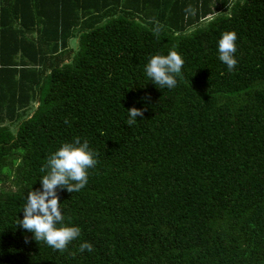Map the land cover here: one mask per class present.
Segmentation results:
<instances>
[{
	"label": "trees",
	"instance_id": "1",
	"mask_svg": "<svg viewBox=\"0 0 264 264\" xmlns=\"http://www.w3.org/2000/svg\"><path fill=\"white\" fill-rule=\"evenodd\" d=\"M170 51L160 88L145 66ZM77 137L98 163L57 189L81 229L61 253L17 222ZM0 264H264V0H0Z\"/></svg>",
	"mask_w": 264,
	"mask_h": 264
},
{
	"label": "clouds",
	"instance_id": "2",
	"mask_svg": "<svg viewBox=\"0 0 264 264\" xmlns=\"http://www.w3.org/2000/svg\"><path fill=\"white\" fill-rule=\"evenodd\" d=\"M188 14H195V9L189 5L185 9ZM157 33L159 28H157ZM237 34L225 32L218 42L219 59L227 66L229 72L234 70L238 60L234 54L237 52ZM184 60L176 51L167 55H154L145 66L148 78L160 88L173 89L177 86V77L182 75ZM144 110L135 107L128 110L127 125L137 122V117H143ZM65 123H68L66 120ZM96 153L89 148L87 140L81 143L79 137L74 143H65L51 156L41 171L47 174L41 178L42 190L29 191L26 204L23 207V219L18 220L23 229L33 233V238L39 242L44 241L47 246L61 253L68 250L71 242L78 239L81 229L78 226L63 225L65 217L62 215L61 203L57 189H66L69 193L79 192L88 183V170L94 168L98 160ZM93 251V246L84 242L80 244L79 251Z\"/></svg>",
	"mask_w": 264,
	"mask_h": 264
},
{
	"label": "rangeland",
	"instance_id": "3",
	"mask_svg": "<svg viewBox=\"0 0 264 264\" xmlns=\"http://www.w3.org/2000/svg\"><path fill=\"white\" fill-rule=\"evenodd\" d=\"M207 24V22H203V23H201L199 26L200 27H203V26H205ZM71 44H73V46H76V40H74V38H73V40H71Z\"/></svg>",
	"mask_w": 264,
	"mask_h": 264
}]
</instances>
